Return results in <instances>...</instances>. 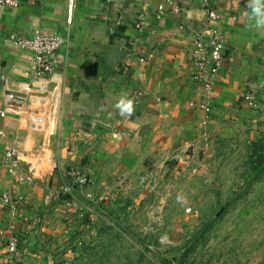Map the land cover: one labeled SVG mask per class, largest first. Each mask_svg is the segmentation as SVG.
I'll list each match as a JSON object with an SVG mask.
<instances>
[{
	"label": "crops",
	"instance_id": "0c3cea01",
	"mask_svg": "<svg viewBox=\"0 0 264 264\" xmlns=\"http://www.w3.org/2000/svg\"><path fill=\"white\" fill-rule=\"evenodd\" d=\"M160 2L19 0L16 7L0 6V192L16 186L24 197L13 220L0 210V264H50L46 251L84 206L78 191L70 200L44 199L43 185L53 180L49 166L81 168L89 177L85 193L101 198L103 186L118 185L113 181L130 179L155 161H178L177 150L201 152L220 124L247 111L245 91L255 104L264 99V28L251 26L247 0L208 2L220 16L226 59L207 117L196 104L201 92L190 62L204 9L199 0H180L157 18ZM140 12L146 19L136 31ZM34 32L67 39L53 70L36 80L28 73L32 54L5 39ZM121 97L133 100L131 117L115 108ZM4 145L42 166L35 184L7 172ZM10 235L17 241L14 253L6 248Z\"/></svg>",
	"mask_w": 264,
	"mask_h": 264
},
{
	"label": "rangeland",
	"instance_id": "374dc122",
	"mask_svg": "<svg viewBox=\"0 0 264 264\" xmlns=\"http://www.w3.org/2000/svg\"><path fill=\"white\" fill-rule=\"evenodd\" d=\"M247 107L194 156L177 150L176 164L155 161L103 186L101 198L82 193L84 206L46 251L50 264H264V169L253 173L264 99Z\"/></svg>",
	"mask_w": 264,
	"mask_h": 264
},
{
	"label": "built area",
	"instance_id": "2783aa9c",
	"mask_svg": "<svg viewBox=\"0 0 264 264\" xmlns=\"http://www.w3.org/2000/svg\"><path fill=\"white\" fill-rule=\"evenodd\" d=\"M106 1L115 2L116 0ZM179 1L161 0L153 11L154 15L160 18L167 7L177 9ZM199 2L204 9V17L191 41L190 62L194 71L191 79L200 87V98L196 104L203 110L205 117H207L211 111V98L215 78L226 59V43L220 28L216 25L220 17L217 10L209 6V0H199ZM18 4L19 0H0V6L3 7H16ZM145 19V12H140L136 16L134 20L136 31L142 30ZM5 39L32 54V69L28 73L31 74L34 80L53 70L56 63V51L59 45L67 43V39L61 37V35L44 34L41 32H34L31 35L10 33ZM243 99L249 106L255 104L251 91H245ZM193 104L194 102H190V105ZM1 163L9 174L14 175L17 182L27 185L36 183L37 176L42 167L39 164L32 163L13 145L3 146ZM48 168L53 173V180L49 185H43L45 191L44 199L47 201L59 198L70 200L73 197L74 191L81 192L86 197H91L85 193L86 187L89 184L88 174L81 170V168L70 167L59 169L53 165ZM23 202L24 197L16 186H11L0 192V210L6 211L12 220L17 216V210ZM16 247V238L10 235L6 240L7 252L14 253Z\"/></svg>",
	"mask_w": 264,
	"mask_h": 264
},
{
	"label": "clouds",
	"instance_id": "9594fccd",
	"mask_svg": "<svg viewBox=\"0 0 264 264\" xmlns=\"http://www.w3.org/2000/svg\"><path fill=\"white\" fill-rule=\"evenodd\" d=\"M247 7L249 13V20L252 22L251 26L256 29L264 28V0H247ZM119 115L124 117H131L134 107L133 100L127 97H121L115 104ZM176 200L181 205L185 202V197L182 194H177Z\"/></svg>",
	"mask_w": 264,
	"mask_h": 264
},
{
	"label": "trees",
	"instance_id": "16d2710c",
	"mask_svg": "<svg viewBox=\"0 0 264 264\" xmlns=\"http://www.w3.org/2000/svg\"><path fill=\"white\" fill-rule=\"evenodd\" d=\"M262 169H264V156L261 155V156H259V158H257L256 162L254 163V167H253L254 175L259 174V172H261ZM162 260H163V262H168L167 264L171 263L169 261H166L165 258H163Z\"/></svg>",
	"mask_w": 264,
	"mask_h": 264
},
{
	"label": "water",
	"instance_id": "95a60500",
	"mask_svg": "<svg viewBox=\"0 0 264 264\" xmlns=\"http://www.w3.org/2000/svg\"><path fill=\"white\" fill-rule=\"evenodd\" d=\"M187 154H191L190 153V150L187 151ZM176 162H177V159L176 158H170V159L164 161V164L165 165H168V166H171L173 164H176ZM222 209H223V206L220 207V209L218 210V212L216 213V215H218L221 212Z\"/></svg>",
	"mask_w": 264,
	"mask_h": 264
}]
</instances>
